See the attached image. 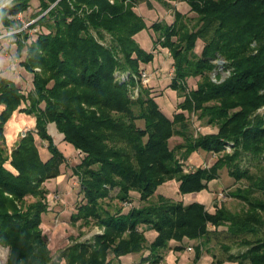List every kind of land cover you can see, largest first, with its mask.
<instances>
[{
  "label": "trees",
  "instance_id": "obj_1",
  "mask_svg": "<svg viewBox=\"0 0 264 264\" xmlns=\"http://www.w3.org/2000/svg\"><path fill=\"white\" fill-rule=\"evenodd\" d=\"M31 1L11 0L0 9L3 27L14 28L10 17L25 13ZM153 1L170 7L163 0H37L39 11L29 27L43 31L33 40L24 31L10 35L15 57L25 50L19 64L32 75V89L25 94L0 77V245L9 248L6 264H122L129 255H139L137 264H160L167 251L182 252L187 243L198 244L197 264L201 245L218 229L245 249L229 256L230 262L264 264V174L241 168L243 157L264 160V0H170L185 3L193 15L176 10L171 25L150 27L157 36L153 52L159 46L172 59L168 88L181 102L171 119L148 86L138 85L132 97L133 77L153 61V53L136 42L146 25L135 10ZM216 61L228 74L223 80L219 74L210 78ZM189 80H197L192 89ZM15 112L34 118L35 126L8 150L4 130ZM186 114L215 132L194 137ZM49 124L81 154L72 174L82 202L70 223L81 221L101 232L75 240L58 260L41 229L48 211L44 184L59 177L66 162L48 134ZM173 137L182 143L170 149ZM38 139L47 146V161L40 157ZM226 144L232 154L210 169L185 171L192 154H221ZM223 168L235 181L248 182L229 193L246 205L240 213L223 205L212 213L200 203L185 205L161 194L152 200L168 182L182 196L199 194ZM148 233L155 234L150 243Z\"/></svg>",
  "mask_w": 264,
  "mask_h": 264
},
{
  "label": "rangeland",
  "instance_id": "obj_2",
  "mask_svg": "<svg viewBox=\"0 0 264 264\" xmlns=\"http://www.w3.org/2000/svg\"><path fill=\"white\" fill-rule=\"evenodd\" d=\"M163 1L169 2L170 7H163L160 3L154 1L151 2L150 5L142 3L137 7L135 11L143 19L146 29L138 33L135 39L140 49L146 53H153V61L144 66L145 69L151 74V85H148V91H150L151 96L156 98V103L160 111L168 119H171L173 114L177 112V104L181 102V99L177 97V94L168 88L173 73L172 59L169 56L167 50L161 49L159 46H157L156 50L153 52V43L157 40V36L153 34V32L150 30V27L154 23H164L166 25H171L173 22V12L176 10L183 15H189L191 17L193 15L188 13V6L185 3L170 0ZM8 6L9 3L5 6V8ZM38 11L39 7L37 0H32L30 2L29 9L25 13L18 14L15 17H10V19L15 20L16 22L13 27L16 28L21 26L18 29L19 32L24 31L29 35L31 40H33L40 31H43L40 26H36L35 28L29 27L35 22L36 19H33V15ZM14 28H5L0 22V41L3 38H11L10 34L17 31L14 30ZM200 45V43L197 44L196 53L200 52ZM15 49V47L11 48V50L14 52ZM8 50L9 45L6 43V41H3L0 44V55H4V53ZM23 60L24 56H22L20 62H23ZM15 64V67L12 64L13 66H10L11 69L7 70V72L10 73L8 74V80L16 84L17 88L24 91L26 90L25 94H27L31 91L32 75L27 73L23 68L20 69L17 65V62H15ZM216 64V71L210 74V78L215 81V75L219 74L221 80L225 79L228 74L221 68L222 61H216ZM196 81L197 80H189L188 88H194ZM2 109V106H0V112ZM261 112L262 110L260 113ZM186 116L190 122V133L194 137L198 134H209L215 132V129L202 125L194 115L186 114ZM20 117L24 118L25 115H20ZM28 118L29 117H26L24 119L26 120ZM24 127L21 131H19V135H22L29 128L26 125ZM47 131L52 137L54 145L63 154L66 160L65 164L61 166L60 176L56 179L49 180L44 184L45 188L48 190V211L46 214L42 215L41 229L43 231V235L46 238L52 258L54 260H58L60 257V252L68 245L75 242V240L84 241L101 232L93 225L86 226L81 221L77 222L75 225L70 223V215L75 212L76 207L82 202V194L80 193L79 182L72 174V168L77 163H79L81 154L76 152L71 145L62 142V137L57 132L53 124L48 125ZM36 142L40 152V157L42 160L47 161L50 157V154L47 150L45 142H42L39 139L36 140ZM181 143V138L173 137L169 140V147L172 149ZM231 154L232 149L230 144L224 145L221 154H211L198 151L197 153H194L190 156L188 161L185 162L184 167L188 170H194L196 168L210 169L218 159L222 158L224 155ZM241 168L247 169L254 176H260L264 174V160H257L248 156L243 157ZM218 175V179L210 182L208 184L207 190H204L199 194H189L182 196L178 194L176 183L168 182L158 189L152 200L155 201L157 195L161 194L172 200L181 201L185 205L193 202L200 203L212 213L214 206L219 205H223L232 213H240L244 211L246 209V205L240 200L231 198L229 193L234 191L236 188L246 187L248 182L244 179L240 182L235 181L234 178L228 175L227 168L220 170ZM114 193L115 192H112L111 195H114ZM135 199L136 198L134 197L133 204L137 205V199ZM31 201L32 199H28V202ZM128 208L129 206L125 208V211H127ZM210 230L212 231L213 228L210 227ZM80 234L82 236L78 237ZM146 236L148 243L153 240L154 236H152V234L148 233ZM197 245V243H187L184 246V250L182 252H173L172 250L167 251L164 254L163 262L160 264H194V249ZM0 246L5 249L2 250V253L0 254L2 256V264H6L9 248L2 245ZM172 247L173 244H171V248ZM225 247H227L229 251L225 250ZM244 250V247H241L239 242H235L226 235L224 229H218L217 232H215L213 235H210V240L207 244L201 245V256L197 264H237L230 262L229 256L238 255ZM122 260L124 264H134L139 261V256L131 255L127 256L126 258H122ZM60 264L63 263L61 262Z\"/></svg>",
  "mask_w": 264,
  "mask_h": 264
},
{
  "label": "crops",
  "instance_id": "obj_3",
  "mask_svg": "<svg viewBox=\"0 0 264 264\" xmlns=\"http://www.w3.org/2000/svg\"><path fill=\"white\" fill-rule=\"evenodd\" d=\"M13 38L14 37H11V38H8V39L7 38H5V39L3 38L0 41V44L3 41H6V43L9 45V50L7 52H5L4 55H0V77H2V78H7L8 79V74H10V73H8L7 70L11 69L10 66L12 64L15 67V65H16L15 62H17L18 67L21 69L19 63H20L22 57L21 58H16L15 57L16 49H15V52L11 50L12 47L16 48L15 38L14 39ZM21 55L22 56L25 55V50L22 51ZM18 82H19V80H18ZM31 89H32V87H31ZM22 92L25 93L26 90L25 91L22 90ZM20 115H24V114H20L18 112H15L12 115L11 119L5 125L4 134H5L6 146H7L8 150H11L16 145V143H17V141L19 139V136H20L18 133H19V131L22 130V128L25 125L29 127L27 130L34 129V126H35L34 118L29 117V116H25L24 118L29 117L28 119L25 120L24 118L20 117ZM150 234H152V236L155 237L154 233H150ZM154 237H153V239H154ZM129 256H131V255H129ZM126 257H123V258H126ZM139 260H140V257H139ZM120 261H121L122 264H124L122 258L120 259ZM137 263H134V264H137ZM130 264H132V263H130Z\"/></svg>",
  "mask_w": 264,
  "mask_h": 264
},
{
  "label": "built area",
  "instance_id": "obj_4",
  "mask_svg": "<svg viewBox=\"0 0 264 264\" xmlns=\"http://www.w3.org/2000/svg\"><path fill=\"white\" fill-rule=\"evenodd\" d=\"M18 32H19V30H17L15 33H11L10 35L16 34ZM150 80H151V74L147 70H140L139 74L137 76L133 77V81H134V83H136L137 87H136V89L133 90L132 97H137L138 90H139L138 89V85L141 86V87H146V86L149 85ZM185 171L187 172L188 169H186ZM2 250H5V249H3L0 246V253H2L1 252ZM188 250H190V249H188ZM6 251H7V249H6ZM1 258H2V256L0 254V264H2V259Z\"/></svg>",
  "mask_w": 264,
  "mask_h": 264
},
{
  "label": "clouds",
  "instance_id": "obj_5",
  "mask_svg": "<svg viewBox=\"0 0 264 264\" xmlns=\"http://www.w3.org/2000/svg\"><path fill=\"white\" fill-rule=\"evenodd\" d=\"M8 3H10V0H0V8L5 7ZM2 15V13H0Z\"/></svg>",
  "mask_w": 264,
  "mask_h": 264
}]
</instances>
